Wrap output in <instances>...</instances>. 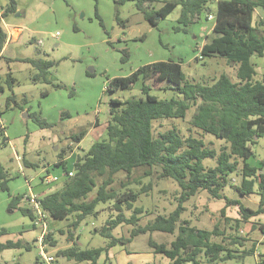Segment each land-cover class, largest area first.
<instances>
[{
  "label": "rangeland",
  "instance_id": "obj_1",
  "mask_svg": "<svg viewBox=\"0 0 264 264\" xmlns=\"http://www.w3.org/2000/svg\"><path fill=\"white\" fill-rule=\"evenodd\" d=\"M9 3L10 0H0V6ZM207 6L214 13L217 1L211 0ZM97 10L104 26L96 15L95 0H16V11L9 12L4 17L3 26L7 32L11 33L15 28H19V33L7 46L5 58L0 60V83L5 86V91L0 94V107L3 111L1 120L6 127L4 134L0 132V164L14 176L8 182L9 190H0V241L20 240L22 246L0 251V264H46L40 257L39 238L42 229L34 227L30 216L23 214L19 207L10 206L11 196L29 193L31 188L35 191L45 190L48 185L42 183L41 177L46 173V166H49L50 174L63 176V168H53L62 148L71 146L64 160L69 166H73L77 157L83 155L94 142L108 138L110 100H125L143 94L142 80L132 88L108 91L110 77L127 76L138 67L158 60L181 61L182 71L192 83L211 84L222 73L235 76L234 64L229 63L225 57H209L201 53L203 44L215 36L212 31L214 20L208 18L207 10L200 20L188 27L187 32L174 29L182 11L181 5L166 18H158L156 26L145 19L134 1H126L117 7L114 0H99ZM263 19L264 10L256 9L255 24ZM125 49L129 55L124 61ZM9 58L12 60H8ZM27 58L50 59L55 62L48 75L50 82L33 79L38 70L25 61ZM253 60L257 63V77L260 78L264 73V56H255ZM89 69H93V72ZM9 73L16 78L15 82L8 81ZM148 82L152 86L151 92L160 98L181 97L175 88H158L156 86L159 83L155 79ZM58 83L59 86H56ZM11 97L13 99L7 107ZM194 111L195 107H192L185 119L163 118L156 121L155 132L176 125L182 129L183 135L190 134L189 128H193L190 120ZM66 113L69 116H66ZM31 114H38L50 126L41 127ZM82 129H86L87 133L78 147L71 135ZM192 134L204 135L197 130ZM204 138L209 146L215 148H220L225 143L211 134L204 135ZM253 151L250 162L260 166L264 159V137L259 138L253 146ZM24 157L38 166H25ZM206 160H211L208 161L209 164H214L215 161ZM147 170L150 169L139 167L131 175L120 172L113 184L119 191L125 187L139 190L151 184L150 192L141 194L135 202V207L144 209L138 221L141 226L160 214L168 215L172 212L178 205L181 192L173 178H158L157 171L161 170L160 166H155L151 175L145 174ZM229 177L233 178L234 182L240 181L237 172H231ZM103 178L104 176L97 177L99 184ZM62 181L61 177L58 182L51 184L46 192L61 188ZM223 192L226 196L239 199L254 209L259 206L260 196L257 193L243 196L231 184H228ZM95 193L94 190L89 198ZM226 202L225 198H212L207 190H202L185 202L186 209L182 218L202 228L212 229L218 224L221 229L225 228L227 233H233L231 227H234L236 219H241V216L238 206L226 205ZM27 203L29 201L23 200L21 205L25 206ZM97 209L98 217H86L77 229L70 227L72 218L57 220L47 214L48 232L53 233L56 245L46 243V254L55 256L58 264H90L88 261L80 263L68 260L59 255V251L71 245L67 240L69 227L76 232L74 238L79 236L81 248L108 243L109 238L97 232L96 228L105 225L117 212L112 201L100 204ZM125 212L130 216L132 211ZM259 223H264V214L242 222L237 232L248 239L244 246H239L240 250L249 249L256 244V252L245 258L246 264H258L260 253H264V233L259 229ZM253 224L257 229L252 228ZM135 226L137 225H118L113 229V234L129 237ZM176 235L177 232L163 231L139 234L129 244L115 245L110 251V258L103 254L99 264H140L147 260L148 264H170L169 259L154 252L149 245V239L152 237L157 242L167 243L174 240ZM222 238L223 236H218L214 239L221 241ZM28 244L30 248H27ZM130 248L134 251L127 255V249ZM201 259V264H235V261L208 263L204 257Z\"/></svg>",
  "mask_w": 264,
  "mask_h": 264
},
{
  "label": "trees",
  "instance_id": "obj_2",
  "mask_svg": "<svg viewBox=\"0 0 264 264\" xmlns=\"http://www.w3.org/2000/svg\"><path fill=\"white\" fill-rule=\"evenodd\" d=\"M126 1H134L145 19L153 26L158 24L157 16L160 19L166 18L181 5L182 11L174 29L185 32L192 23L200 20L207 10L208 15H214L212 31L215 36L203 44L201 53L209 57H225L229 63L234 64L235 76L222 73L211 84L192 83L183 73L181 61L158 60L138 67L127 76L108 79L107 90L110 92L132 88L142 80L143 94L125 100L112 98L109 103L108 138L94 142L83 155H79L73 170L64 160L71 146L62 148L59 159L53 165V168L60 167L64 170L62 187L51 192H40L38 195L43 211L57 220L72 218L70 227L74 229H77L86 217H98L97 207L102 203L112 201L117 214L108 219L105 225L96 228L97 232L109 238L107 244L81 248L79 236L74 238L76 232L69 227L67 240L71 245L61 249L59 255L68 260L99 264L101 256L108 255L109 250L118 243L129 244L139 234L163 231L177 232L176 238L165 243L157 242L151 237L149 245L155 253L169 259L170 264H201L203 257L208 263L235 261V264H246L244 260L256 252V244L249 249L240 250L239 246H244L248 239L237 232L242 222L264 214V159L260 166L249 162L254 155L253 146L260 137H264V73L260 78L257 77V65L253 61L254 56L264 55V28L260 27H264V19L255 24V10H264V0H217L214 13L207 6L211 0H114L117 7ZM95 2L96 15L104 26L97 10L99 0ZM160 2L162 3L157 6ZM15 11L16 0H10L0 15V60L5 58L3 49L9 37L2 18ZM118 19L120 20L119 17ZM123 52L125 61L129 54L126 49ZM25 61L37 68L38 72L33 77L35 81L42 79L44 82H50L48 75L50 68L55 64L53 60L27 58ZM150 79L159 83L156 86L158 88H175L181 97L160 98L153 94L152 86L148 82ZM161 79L166 80L161 82ZM8 81L15 82L16 78L9 73ZM56 86H59V83ZM4 91L5 86L0 83V94ZM11 99L13 97L8 99L7 107ZM192 107H195V111L190 120L193 127L189 128L190 134L183 135L182 129L176 125L155 132L156 121L163 118L185 119ZM2 113L0 107V119ZM65 115L69 116L67 113ZM31 116L41 127L50 126L38 114ZM5 130V125L0 123V132L4 134ZM196 130L204 135L211 134L225 143L220 148L211 147L204 136L192 134ZM86 133L87 130L82 129L72 134L71 138L80 143ZM206 159L215 160L214 164H209L208 161L211 160ZM24 164L29 167L38 166L25 157ZM155 166L161 167V170L157 171L159 179L167 177L177 182L181 188L180 197L177 207L168 215L160 214L141 226L138 221L144 209L135 207V202L141 194L150 192L151 184L139 190L125 187L122 191L117 190L113 184L120 172L131 175L136 168L148 167L150 170L145 174L151 175ZM46 172H50L49 166H46ZM231 172H237L240 181L234 182L233 178L229 177ZM98 176H104L100 184ZM13 177L11 172L0 164V190L8 191V182ZM41 179L43 182L44 176ZM228 184L243 196L257 193L260 196L259 206L254 209L239 199L226 196L223 191ZM94 190L95 195L89 198ZM202 190H207L212 198H225L226 205L238 206L241 219H236L234 227H231L233 233H227V230L221 229L218 224L208 229L192 225L190 220L182 218L186 209L185 202ZM24 195L11 196L10 206L19 207L21 212L30 216L34 222L37 214L30 203L21 205L25 200ZM127 210L132 211L130 216L126 215ZM222 212L224 215L225 209ZM122 224L137 226L131 230L129 237L115 236L113 229ZM259 225V229L264 233V223ZM33 226L36 227L35 224ZM252 228L257 229L255 224ZM218 236H223L221 241L214 239ZM44 242L56 245L52 232L46 234ZM21 246L20 240L0 241V251ZM26 246L30 248L29 244ZM127 252L130 253L131 250L127 249ZM260 258L258 264H264V253H260ZM55 262L58 264L56 258Z\"/></svg>",
  "mask_w": 264,
  "mask_h": 264
},
{
  "label": "built area",
  "instance_id": "obj_3",
  "mask_svg": "<svg viewBox=\"0 0 264 264\" xmlns=\"http://www.w3.org/2000/svg\"><path fill=\"white\" fill-rule=\"evenodd\" d=\"M2 13H3V10L2 8H0V15H2ZM208 18L214 19V15L209 14ZM3 20L4 18H2V22ZM0 123L2 124V126L4 125L1 119H0ZM70 173L72 174V172ZM44 180L47 181L48 183H52L55 180V178H52L51 176L46 175ZM24 198L26 201H29L30 206L32 207L34 212L37 214L34 224L42 229V232L39 238L40 248H41L40 257L46 262V264H55V257L52 255L46 254V250H45L46 243L44 242V237L46 236L48 232V226H49L48 221L46 220L47 213L43 211L41 207V202L39 200V196L37 194L31 193V192L26 193L24 195Z\"/></svg>",
  "mask_w": 264,
  "mask_h": 264
},
{
  "label": "crops",
  "instance_id": "obj_4",
  "mask_svg": "<svg viewBox=\"0 0 264 264\" xmlns=\"http://www.w3.org/2000/svg\"><path fill=\"white\" fill-rule=\"evenodd\" d=\"M217 1V0H216ZM1 8H2V10L4 11V7L5 6H0ZM256 9H258V8H256ZM256 11V10H255ZM5 28V27H4ZM6 29V28H5ZM18 33H19V28H15L13 31H11V33L10 32H8V35H9V38H8V41H7V43H6V45H5V47H4V49H3V55H4V52H5V50H6V48H7V46H9V44L12 42V40H13V38L15 37H17L18 36ZM39 43H40V41H39ZM264 56V55H263ZM263 56H257V57H263ZM255 57V56H254ZM253 57V58H254ZM254 61V60H253ZM255 62V61H254ZM256 63V62H255ZM256 65H257V63H256ZM204 136V135H203ZM79 145V143H77V146ZM79 147V146H78ZM249 162H250V159H249ZM251 163V162H250ZM253 165V164H252ZM68 167L69 168H73V166H69V164H68ZM46 175H49V176H51L52 178H55V180L52 182V183H48L47 181H43L44 182V184H46V185H48L47 186V188L51 185V184H53V183H56V182H58L60 179H61V177L63 178V176H61V177H59V176H57V175H52V174H50V173H48V172H46L43 176H44V179H45V176ZM64 175V174H63ZM42 182V183H43ZM47 188L44 190H38V191H35L34 189H32L31 188V190H30V192L31 193H34V194H40L39 192H46V190H47ZM29 192V193H30ZM24 194H26V193H24ZM37 194V195H38ZM39 196V195H38ZM130 250H131V248H130ZM110 251H112V248L109 250V252H108V257L110 258ZM132 251H134V250H131V252L130 253H133ZM129 252H127V255H129L130 254ZM258 254H259V252H258ZM106 255V254H105ZM80 263H82V262H80ZM149 263H151V262H149ZM74 264V263H73ZM83 264V263H82ZM128 264H130V262H128ZM140 264H148V260L146 261V262H141Z\"/></svg>",
  "mask_w": 264,
  "mask_h": 264
},
{
  "label": "water",
  "instance_id": "obj_5",
  "mask_svg": "<svg viewBox=\"0 0 264 264\" xmlns=\"http://www.w3.org/2000/svg\"><path fill=\"white\" fill-rule=\"evenodd\" d=\"M158 18H159V16L156 17V19H158ZM89 71H90V72H93V69H89Z\"/></svg>",
  "mask_w": 264,
  "mask_h": 264
}]
</instances>
